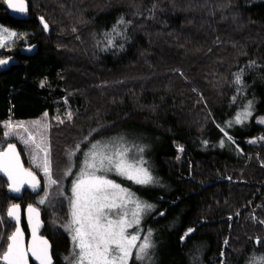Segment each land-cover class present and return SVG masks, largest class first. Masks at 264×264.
<instances>
[{"label":"trees","instance_id":"16d2710c","mask_svg":"<svg viewBox=\"0 0 264 264\" xmlns=\"http://www.w3.org/2000/svg\"><path fill=\"white\" fill-rule=\"evenodd\" d=\"M6 1L0 23L21 33L19 47L27 38L39 48L0 73V130L6 119L53 113L66 97L71 117L53 128L62 177L107 131H151L170 187L138 190L159 203L146 228L168 238L156 264H264V126L255 120L264 115V0H27V20L11 17ZM248 109L249 123L236 126ZM37 193L11 195L0 175V253L15 229L8 208L40 207ZM42 208V234L56 264H68L72 239L54 222L68 216V200Z\"/></svg>","mask_w":264,"mask_h":264},{"label":"snow or ice","instance_id":"6c2138e0","mask_svg":"<svg viewBox=\"0 0 264 264\" xmlns=\"http://www.w3.org/2000/svg\"><path fill=\"white\" fill-rule=\"evenodd\" d=\"M9 6L16 12H27L25 0H19L18 4H12L9 0ZM43 26L45 29L48 27L46 23ZM12 38H18V34L14 31L10 32L7 28H0V48L6 47L7 41ZM7 63V60H0V65ZM237 82H240L239 77ZM249 107H251L250 103ZM243 115L247 117L250 113ZM236 120L241 122L240 116H237ZM33 123L37 126L40 124L39 121ZM6 127L12 128L13 125L9 123ZM15 127L23 128L24 125L18 124ZM23 143L34 147L36 152L33 156L34 161L40 152L44 153L43 164L37 167H42L50 183L55 184L56 181L51 179L47 151L41 148L40 144L35 143L31 133H28V139H24ZM92 147L94 150L83 162V167L71 189L72 221L68 230L71 232L73 248L69 257L66 258L68 264H128L134 248L137 250V258L144 259L152 247L151 232L149 231L141 243L137 244V241L141 239L140 236L127 234V229L138 225L140 213L144 208H151V205L141 206L137 202L136 211L131 213L132 219L129 220V212L125 208L128 202L127 191L115 181L108 179L106 175L98 173L114 170L118 175L134 180L138 184L151 183L152 177L147 169L136 168L126 162L127 149L117 148L112 154H108L109 144L100 145L99 150H97V144ZM0 173L7 178V181H10L9 188L12 192H21L25 185L33 191L39 187V181L34 173L23 167L15 145H8L6 151L0 152ZM43 202L42 199L40 203ZM26 211L32 233L31 245L28 248L24 246L23 230L19 227L20 206L12 205L6 215L16 222L17 227L7 237L6 250L0 253V261L3 264H28V255L31 253L40 264H51L48 242L36 237L38 222H34L33 216L38 217L39 212L32 206H28ZM191 231L189 229V232Z\"/></svg>","mask_w":264,"mask_h":264},{"label":"rangeland","instance_id":"374dc122","mask_svg":"<svg viewBox=\"0 0 264 264\" xmlns=\"http://www.w3.org/2000/svg\"><path fill=\"white\" fill-rule=\"evenodd\" d=\"M0 28H7L10 32L14 31L18 34V38H12L7 41L6 47L0 48V58L5 57L7 51L10 52L11 48L19 47V41L22 39L20 32L9 28L0 23ZM58 101V100H57ZM63 106L57 102L56 111L51 113L46 111L41 117L36 119H6L2 122V130H0V150H2L7 143L13 141L20 145L23 150V154L27 158L29 165H26L28 168H31L38 175L37 180L41 185L37 189V202L42 206L48 209L54 206L57 199L66 198L69 203V214L65 219L58 218V215H55L57 218H54V222L61 226L62 229L69 234L71 237V232L68 230V226L72 221V209L70 199L72 196V185L75 182L76 178L79 175L80 169L83 167V162L88 159L89 154L94 150L93 145L97 144L99 150L100 145L109 144L110 147L107 149L108 154H112L117 148L127 149L126 162L134 165L136 168H145L152 177V182L148 184H138L134 180L127 179L125 176L118 175L114 170L107 173H98L99 175H106L108 179L115 181L128 193L127 203L125 205L126 210L129 212L128 219L131 220V213L136 211V203L138 202L141 206L151 205V208H144L139 215V224L133 225L127 229V234H138L140 240L137 241V244L141 243L142 239L151 232V244L152 247L148 250V255L144 259L137 258V250L134 248L132 250V255L128 261V264H131L134 260L142 264H156L160 259L164 258L163 251L165 246L168 244V238L166 235L161 233H154L151 230L146 228V218L155 211L159 206L158 202H150L146 200L140 192L139 189L147 190H170V187L162 179L161 175L158 172V166L156 162V157L160 149H163L164 144L157 139L153 133L148 131L145 128H141L137 125H123L119 126L115 131H107L100 137L89 142L88 146L82 150L79 155H73L71 158L70 166L63 173V177L60 175V171L57 170L55 163V156L53 154V128L58 122H61L63 118L71 117V107L67 103V98L62 99ZM251 112V110H245L242 113L241 122H238L236 126L244 127L249 123L252 113L245 117L243 114ZM237 118V117H236ZM241 118V117H240ZM255 120L264 126V115H259L255 117ZM39 121V126L35 125L33 122ZM11 123L12 128L6 127L7 124ZM18 124H23V128L15 127ZM27 129V131H25ZM28 133H31L35 138V143L40 144V147L43 148L48 153V159L50 161L51 168V179L55 180L56 183L52 184L49 181V177L44 174L42 167H37V165L43 164L44 153L40 152L38 158L34 161L33 156L36 155L35 149L32 145H26L23 143L24 139H28ZM260 138H251L249 142L255 143ZM140 149H143L140 151ZM22 154V155H23ZM24 158V157H23ZM68 173H71L70 175ZM42 178H41V177ZM61 176V177H60ZM66 176L69 177V182L64 184L61 188V183ZM66 193H65V192ZM44 200L43 203H40L41 200ZM40 206V207H41ZM41 207V208H42ZM43 210V208H42ZM115 218V217H113ZM73 245V243H72ZM73 248V246H72Z\"/></svg>","mask_w":264,"mask_h":264},{"label":"water","instance_id":"95a60500","mask_svg":"<svg viewBox=\"0 0 264 264\" xmlns=\"http://www.w3.org/2000/svg\"><path fill=\"white\" fill-rule=\"evenodd\" d=\"M11 3L12 4H18L19 0H11ZM25 3L27 4V12L26 13L16 12L12 7L9 6V0H7L4 3V6L7 8L8 14L11 17H13L15 19H20V20H27V19H31L32 16L30 14L29 2L27 0H25ZM41 18H43V19L41 20ZM36 19L40 22V24L42 26L44 25V23H46L48 25L46 30H49V24H48V22L46 21V19L43 16L37 15ZM22 44L23 45H22L21 49L19 50L20 54L31 56V55H34L35 53H37L38 48H39V45L37 43H31L29 39L24 38L22 40ZM13 52H16V50H13ZM0 60H7L8 61L7 64L0 65V73L3 72V71L8 70L13 65H18V64L21 63L19 58L15 57V56H11V55L2 57ZM8 145H15L16 146V150H17V152L20 155V160H21V163H22L23 167L25 169L31 171L32 173H34V175L36 176V179H37L38 175L35 173V171L30 169V168H28L26 166L24 158H23V155H22L21 150L19 148V145L16 142L11 141V142L7 143V145L2 150H0V152L6 151ZM0 175L7 181V178L4 177L2 173H0ZM9 183H10V181H7L8 191H9V193L11 195L19 196V195H22L26 190L33 191L31 188H29L27 185H25L24 188L21 190V192L15 193V192H12L10 190ZM40 185H41V183L39 182V186ZM37 189L35 191H37ZM172 203H174V202H172ZM12 205H19L20 206V223H19V227L23 230V234H24L23 235V241H24L25 248H28L31 245V243H32V233H31V228H30L29 221H28V214H27L26 210H27L28 206H32L33 208H36L38 210L39 216L38 217L33 216L34 222H38V227H37V231H36V237L38 239L46 240L48 242V245H49L48 251H49V255L51 257V264H56V260H55V258L53 256L52 242L49 239V237H47L46 235L42 234V230L44 228V220H43V211H42L41 207H39L38 205H36L34 203H28L25 206H23L21 203L16 202V203H13ZM12 205L9 208H11ZM8 218L15 224V229H14V231H15L16 227H17L16 222L14 220H12L10 217H8ZM191 230L193 231V229H191ZM188 233H189V231L187 232V234ZM28 264H40V262L38 260H36L31 255V253H29V255H28Z\"/></svg>","mask_w":264,"mask_h":264},{"label":"flooded vegetation","instance_id":"af4514ba","mask_svg":"<svg viewBox=\"0 0 264 264\" xmlns=\"http://www.w3.org/2000/svg\"><path fill=\"white\" fill-rule=\"evenodd\" d=\"M20 49H21V47H19V48H11L10 55L16 57V54L20 53V51H19ZM13 50H16V52H13Z\"/></svg>","mask_w":264,"mask_h":264}]
</instances>
